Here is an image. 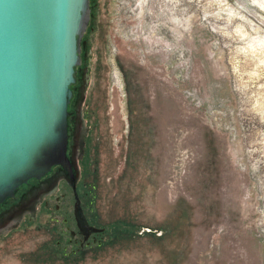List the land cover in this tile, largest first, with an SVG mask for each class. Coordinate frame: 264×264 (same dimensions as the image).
Masks as SVG:
<instances>
[{"label":"rangeland","instance_id":"obj_1","mask_svg":"<svg viewBox=\"0 0 264 264\" xmlns=\"http://www.w3.org/2000/svg\"><path fill=\"white\" fill-rule=\"evenodd\" d=\"M88 13L76 190L102 231L70 250L59 180L0 231V264H264V0Z\"/></svg>","mask_w":264,"mask_h":264},{"label":"water","instance_id":"obj_2","mask_svg":"<svg viewBox=\"0 0 264 264\" xmlns=\"http://www.w3.org/2000/svg\"><path fill=\"white\" fill-rule=\"evenodd\" d=\"M88 11L89 0H0V204L36 179L0 209V231L25 212L31 218L59 180L71 190L77 225L102 229L87 223L76 190Z\"/></svg>","mask_w":264,"mask_h":264},{"label":"flooded vegetation","instance_id":"obj_3","mask_svg":"<svg viewBox=\"0 0 264 264\" xmlns=\"http://www.w3.org/2000/svg\"><path fill=\"white\" fill-rule=\"evenodd\" d=\"M69 109L71 110V106H69ZM78 160H77V162H78ZM54 168H55V166H53L51 168V170H53ZM35 182H36V179L29 178L27 180V183H24V184L20 185L19 187H17V189L14 192V195L10 196V197H7L5 199V201L0 204V209L6 207L10 203L16 201L18 196H19V194L23 190H25L29 185H31L32 183H35ZM76 182H77V180H76ZM49 194L50 193L43 195L41 197V199L36 202V204H35L36 209H37L38 204H44V205L47 204L46 196L49 195ZM78 197H79L80 206H81L82 211H83V207H82V203H81L79 194H78ZM55 198L57 199V196ZM55 208H58L57 204H55ZM72 208H73V200H72L71 213H70V215H71L70 218H72L71 219L72 220L71 227H69L70 225L68 224V222H70V221L68 220V218L66 216L62 218L63 219L62 223H64V229L67 232V238H66L67 242L75 244V246L73 248H70V250L71 251H80L84 245L88 244L90 241L95 240L96 237H97L96 235L98 233H100L102 231V229L97 230V231H91V230H89V228L86 229L84 227H80L79 225H77L76 220H75V218L73 216ZM26 213H28V212H26ZM83 214H84V212H83ZM84 216H85V214H84ZM85 219H86V221H87V223L89 225H92V226H95V227H98V228H102V226L93 225L91 222H89V220L87 219L86 216H85Z\"/></svg>","mask_w":264,"mask_h":264}]
</instances>
